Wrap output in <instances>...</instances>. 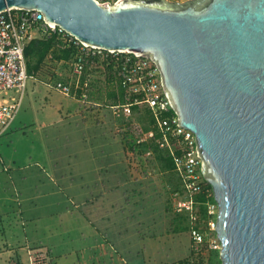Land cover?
<instances>
[{
	"label": "water",
	"instance_id": "95a60500",
	"mask_svg": "<svg viewBox=\"0 0 264 264\" xmlns=\"http://www.w3.org/2000/svg\"><path fill=\"white\" fill-rule=\"evenodd\" d=\"M0 0L78 40L158 65L179 125L195 132L219 205L223 264H264V0Z\"/></svg>",
	"mask_w": 264,
	"mask_h": 264
},
{
	"label": "crops",
	"instance_id": "0c3cea01",
	"mask_svg": "<svg viewBox=\"0 0 264 264\" xmlns=\"http://www.w3.org/2000/svg\"><path fill=\"white\" fill-rule=\"evenodd\" d=\"M42 37L34 35V39ZM63 62L50 55L31 74L39 75L35 80L50 90L49 80L67 81L70 76L62 69L67 66ZM44 64L58 69L49 76ZM52 94L60 96L59 105L53 97H46L48 104L40 105L39 110L47 119L52 115L55 122L67 127L70 124L65 120L71 115L74 120L70 127L76 136L69 141L74 149L62 157L49 155L40 171L11 178L13 184L23 182L21 196L26 198L19 205L22 224L20 219L16 224L17 217L9 219L7 213L0 220V264H29L32 250L45 251L49 264H131V259L144 253L156 264H180L188 259L192 238L189 230H183L187 223L175 211L171 175L178 177L179 188L181 182L175 170L166 169L163 154L128 152L123 132L129 128L115 122L124 119L116 118L110 106L103 108L94 102L91 92L90 103L56 90L48 95ZM29 96L37 103L41 100L36 91ZM72 103L77 104L75 113ZM60 194L66 197H58ZM49 195L54 197L48 200ZM12 200L13 196L0 198L4 211L13 208L9 205ZM187 232L191 238L189 253L182 258L177 250ZM8 235L11 239L22 237L17 248L8 241ZM167 252L172 253V260H167Z\"/></svg>",
	"mask_w": 264,
	"mask_h": 264
},
{
	"label": "built area",
	"instance_id": "2783aa9c",
	"mask_svg": "<svg viewBox=\"0 0 264 264\" xmlns=\"http://www.w3.org/2000/svg\"><path fill=\"white\" fill-rule=\"evenodd\" d=\"M101 5H114L122 0H96ZM170 3H184L189 0H166ZM38 33L44 36L61 35L65 42L78 50L73 58L64 61L70 76L67 81L49 80L52 89L90 103L91 78L88 71L94 65L114 76V80L125 90L126 102L111 105L113 115L119 119H131L134 107L146 106L154 120L153 127L158 134L157 144L173 159L175 171L182 188L173 192L176 211L187 215L192 238V259L188 264H197L205 244L221 248L217 238V218L219 205L210 183L202 171V156L199 153L196 134L179 125V116L167 96L161 71L157 63L148 56L132 51L108 50L90 46L65 31L56 23L48 22L38 10L9 8L0 12V138L8 133L22 107L30 74L26 58V48ZM108 68L111 69L108 72ZM14 92L13 95H7ZM144 135L138 144L148 141ZM199 195L207 198V218H202V202ZM45 251H30L29 264H49Z\"/></svg>",
	"mask_w": 264,
	"mask_h": 264
},
{
	"label": "rangeland",
	"instance_id": "374dc122",
	"mask_svg": "<svg viewBox=\"0 0 264 264\" xmlns=\"http://www.w3.org/2000/svg\"><path fill=\"white\" fill-rule=\"evenodd\" d=\"M44 65L46 66H44V72L49 76L53 75L56 72L55 69H58V66H55L53 64ZM62 69L69 73L68 65L62 66ZM88 75L90 76L92 83L91 99L94 102L101 103L103 105V108L113 105V100L109 98V93L110 91H113L115 89V86L118 85L117 82L112 78L110 79L109 74L103 69L101 65L97 67L96 65H94V67L88 71ZM38 76L39 75H37L33 79H29L25 98L22 107L17 115V118L11 127L12 130L10 129L7 134L0 138V173H3L0 174L2 175L0 176V198H2L3 195L14 197V200H12V202H9V205L12 204L13 208L6 211L2 209V204L0 201V220L2 219V216L4 214L6 215L7 213L10 217L9 219H12L14 217L18 218L15 219L16 224L19 223L18 220L20 219L19 205L20 203H24V198H26V196H21L22 187L24 188L23 182L19 180L20 183H18L17 181V183L13 184L11 178L16 177L17 179L19 175L27 173L28 171H40V169H43L41 168L43 162L46 161V158L49 155H60L61 157L63 155H69L74 149L69 140L72 137L76 136V131L72 130V126L70 127L72 123L71 121L74 120L73 118H71V115L65 120V123L70 124L69 127H67L65 124H59L55 122V120L52 118V115L51 117L48 116L49 118L47 119L46 115L41 113V111L39 110L40 105L48 104L46 97H50V99L53 97L55 100H57V105H59V100H61V98L60 96H55L54 94L49 96V92H55V90H49V88H45L43 87V85H40V82L35 80L38 78ZM39 89L42 90V93ZM33 91H36V93L41 96V100L38 103L37 100H34L29 96H32ZM13 94L15 93L11 92L7 95ZM54 99H52L51 101H53ZM70 107L72 112L75 113L77 104L72 103ZM111 120L113 121L114 119ZM115 122L123 124L126 129L129 128V130L127 129L125 130V132H123L124 138L129 146L128 152L138 155L143 154L146 156H153L154 154H156L154 149H147L145 147L143 148V143L138 144V140L144 135H141L136 130H131V128L129 127L130 125H142L143 127L146 126V123L144 124L141 122L139 114L133 115L131 119H126L125 121L115 120ZM71 130L73 131V133L71 132ZM80 135L81 134L79 132L78 136ZM1 160H4V163ZM37 164H39L40 166H38ZM5 166L8 167L9 170L6 171ZM27 182L29 181H26L25 183ZM178 182V177L175 175H171V184L172 188L174 189L173 191L179 188ZM168 193L170 195V190H168ZM64 196V194H60L58 197L63 198ZM53 197L54 196L49 195L47 199L50 200ZM26 202L28 201L26 200L25 203ZM34 212L37 213L39 211L35 210ZM20 223L22 224L21 219ZM9 231L10 230H8V232ZM182 236L184 238V242L183 245L181 244L179 246L177 253L183 258L189 253L191 238L188 232L184 233ZM217 237V235L213 236L214 239ZM8 241H10L14 248H17L19 242H22V237L11 239L8 235ZM209 248L211 247H208L207 245L204 246V250L201 255V259L204 264L208 262V259L210 257L211 249ZM217 249H219L220 251L221 258V248ZM166 254L168 256L167 260H172V253L167 252ZM131 262V264H156L152 262L149 259V256L145 253L139 258L131 259Z\"/></svg>",
	"mask_w": 264,
	"mask_h": 264
},
{
	"label": "trees",
	"instance_id": "16d2710c",
	"mask_svg": "<svg viewBox=\"0 0 264 264\" xmlns=\"http://www.w3.org/2000/svg\"><path fill=\"white\" fill-rule=\"evenodd\" d=\"M77 49L74 45H70L69 43L65 42L61 35L58 34H52L50 36H44L42 38H37L32 40L28 47L26 48V58L28 62V68L30 74L32 72L38 71L43 63L46 61V59L51 55L53 60L57 61H69L73 58V56L77 53ZM111 69L108 68V72H110ZM112 74V73H111ZM109 74L110 79H114V76ZM118 84V83H117ZM92 87V84H91ZM109 98L113 100V105L116 104H123L126 102V92L125 90L118 84L115 86V89L113 91H110ZM139 114L140 120L142 123H146V126L142 127L136 125H130L131 130H136L141 135L148 136V141L144 142L142 145H144L147 149H154L156 154L162 155L165 159V162H167L166 169L167 170H175V164L172 159V157L164 150L160 149L157 144V138L159 137L158 134H154L156 132L155 128L153 127L154 120L150 114L149 108L146 106H136L134 107V115ZM182 188V185H180V188L176 190H180ZM199 201H201L203 204L201 206V214L202 218H207V198L205 196L199 195L197 197ZM176 211V210H175ZM181 218L187 223V227H184L183 230H189L190 232V222L188 220V217L185 213L176 211ZM181 228V225H179ZM179 228V229H180ZM182 229V228H181ZM210 247L207 243L205 246ZM206 249V248H205ZM208 249V248H207ZM211 249L210 257L208 259V262L206 264H223L222 259L220 258V251L219 249L212 247ZM192 259V254L190 257L184 261H182L180 264H188L189 261ZM197 264H204L202 262L201 256L198 258Z\"/></svg>",
	"mask_w": 264,
	"mask_h": 264
},
{
	"label": "flooded vegetation",
	"instance_id": "af4514ba",
	"mask_svg": "<svg viewBox=\"0 0 264 264\" xmlns=\"http://www.w3.org/2000/svg\"><path fill=\"white\" fill-rule=\"evenodd\" d=\"M210 2V0H200L198 3L193 4L194 7L202 8L205 5H207Z\"/></svg>",
	"mask_w": 264,
	"mask_h": 264
}]
</instances>
